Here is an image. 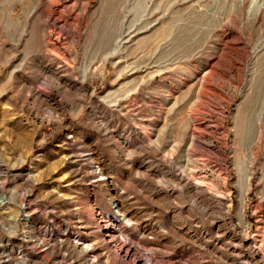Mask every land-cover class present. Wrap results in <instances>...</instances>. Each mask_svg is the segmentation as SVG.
Masks as SVG:
<instances>
[{
	"label": "rangeland",
	"instance_id": "1",
	"mask_svg": "<svg viewBox=\"0 0 264 264\" xmlns=\"http://www.w3.org/2000/svg\"><path fill=\"white\" fill-rule=\"evenodd\" d=\"M263 108L264 0H0V264H264Z\"/></svg>",
	"mask_w": 264,
	"mask_h": 264
},
{
	"label": "bare ground",
	"instance_id": "2",
	"mask_svg": "<svg viewBox=\"0 0 264 264\" xmlns=\"http://www.w3.org/2000/svg\"><path fill=\"white\" fill-rule=\"evenodd\" d=\"M225 33V32H224ZM223 38V37H222ZM229 36H224V39H228ZM230 39V38H229ZM228 41V40H227ZM218 63V62H217ZM216 65V64H214ZM215 68V67H214ZM217 68V66H216ZM229 68V67H228ZM219 69H221V67H219ZM214 70V69H213ZM233 70V68L231 69ZM216 71H218L216 69ZM219 72V71H218ZM225 72V71H224ZM264 109V108H263ZM205 128V127H204ZM204 130V129H203ZM198 131V130H197ZM200 132V131H199ZM194 133H196L194 131ZM197 135V134H196ZM197 144V143H195ZM178 180H183V175L180 173L178 175ZM188 189H189V192L192 196V198L194 199V202L198 203L200 206H201V209L205 212L208 208V206L210 205H215L216 203L214 202V200L212 199H207L205 198V192L203 190H201L197 185H194L192 184L191 182H188L185 184ZM112 206H113V209L118 213L119 215V218H122L123 220H126L127 222L130 221V214L128 213L129 211H127V209L124 207V204L122 202H119L118 200H116V198H114V200L112 201ZM199 206V207H200ZM259 208V207H258ZM257 208V209H258ZM129 209V208H128ZM260 209V208H259ZM217 211H219L217 208H216ZM261 213V212H260ZM264 215V213H263ZM133 221V220H131ZM133 226V225H132ZM241 241V240H240ZM253 242V241H252ZM238 244V243H237ZM254 244V243H253ZM252 243H245V242H241L239 245V248H244L246 247L249 251V254L245 256H243L241 259H245L247 260L249 263H253L257 258H262L261 254H260V251L257 250L253 245ZM235 247V246H234ZM92 251V246H88L86 249H85V253H91ZM242 252V251H241ZM244 252V251H243ZM240 254V252H239ZM260 261V260H259ZM258 262V261H257Z\"/></svg>",
	"mask_w": 264,
	"mask_h": 264
}]
</instances>
